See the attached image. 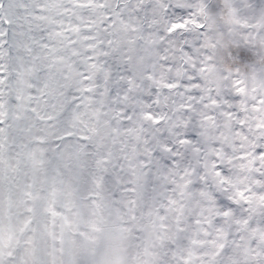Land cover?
I'll list each match as a JSON object with an SVG mask.
<instances>
[{
    "label": "snow or ice",
    "instance_id": "6c2138e0",
    "mask_svg": "<svg viewBox=\"0 0 264 264\" xmlns=\"http://www.w3.org/2000/svg\"><path fill=\"white\" fill-rule=\"evenodd\" d=\"M0 264H264V0H0Z\"/></svg>",
    "mask_w": 264,
    "mask_h": 264
}]
</instances>
